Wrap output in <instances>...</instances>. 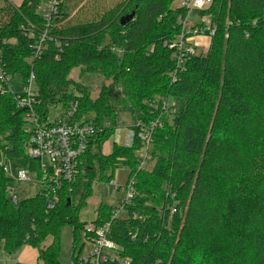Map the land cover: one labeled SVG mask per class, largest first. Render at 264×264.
<instances>
[{"label":"trees","instance_id":"obj_1","mask_svg":"<svg viewBox=\"0 0 264 264\" xmlns=\"http://www.w3.org/2000/svg\"><path fill=\"white\" fill-rule=\"evenodd\" d=\"M176 2L121 0L76 24H61L70 13L68 0L48 24L37 12L40 0H5L0 6V69L24 84L33 73V107L41 118L50 106L73 102L76 119L100 129L53 208L40 192L12 202L8 178L0 174V251L11 255L30 245L37 249V264H64L60 228L70 224L68 264H86L78 260L86 222L78 212L94 181L108 183L125 167L135 195L123 206L124 215L111 219L113 206L100 202L93 223L110 222L108 237L130 264H264V0H212L193 11L213 28L208 49L173 74L169 44L181 30L178 16L186 14ZM131 12L121 24L120 17ZM45 31L51 39L35 56L32 46ZM77 68L110 83L92 97L71 78ZM169 97H185V103L168 119L161 112ZM24 110L11 93L0 95V149L14 163L37 169L27 156ZM121 112L146 125L159 116L149 158L140 167L137 133L130 147L113 143L110 153L102 152ZM172 204L177 211L169 217Z\"/></svg>","mask_w":264,"mask_h":264},{"label":"built area","instance_id":"obj_2","mask_svg":"<svg viewBox=\"0 0 264 264\" xmlns=\"http://www.w3.org/2000/svg\"><path fill=\"white\" fill-rule=\"evenodd\" d=\"M62 1L46 0L44 3L39 4L37 12L46 24L57 14ZM211 2L212 0H177V7L184 9L186 14L184 16H178L177 21L181 25V30L169 44V47L173 50L171 58L175 63L173 74L176 70H184L185 62L192 55L197 54L195 47L190 42L193 35L206 36L209 45L213 28L208 24V21L201 28H192L187 25V22H189V17L193 11L207 8ZM38 38L39 41H36L33 44L34 46H32L35 56L41 53L44 48V43L51 39L46 31ZM10 79L11 75L0 69V95L11 93L16 97L17 105L25 109L23 120L26 123V132L28 134L27 156L36 162L37 169L28 168L27 163L25 168L19 166L18 163H14L0 149V174L4 173L6 176L13 177L16 180L30 181L32 180L30 171H32L35 175V180L40 185L37 192H40L45 197L46 207L50 209L59 200V188L64 183L71 182L75 179L78 174L80 155L86 150L87 145L100 129L91 121L85 122L76 119L75 112L77 104L73 102L69 103L65 108L61 106V111L55 120H49V108L46 116L41 118L33 107L36 94L33 90V73L31 72L29 74L27 83L24 84L22 91H11L8 87ZM59 106L52 105L50 107L56 109ZM162 109L161 113H164L168 109V104L163 103ZM158 124H160L159 116L148 125L141 121H136L133 125L138 128V131L134 132L129 127L123 137H119L114 133L108 141L102 143L103 154L110 153L113 143L130 147L133 137L137 133L142 145L138 151L140 167L149 158L148 148L152 141L151 133L153 128ZM134 183L133 178L127 179L122 185L112 183V190L116 193L121 192L122 196L117 198L116 206H113L114 212L111 219L120 217L121 214L124 215L123 206L130 203L135 195ZM7 191L10 193L8 188ZM10 198L12 202L17 201L15 196H10ZM176 211L175 204L167 207L169 217ZM109 231L110 222L108 221L99 226L95 225L93 220L85 222L81 233V243L88 244V248L82 252V246L78 260L86 264H130L129 259L122 255V248L108 237ZM69 263L72 262L70 261Z\"/></svg>","mask_w":264,"mask_h":264},{"label":"rangeland","instance_id":"obj_3","mask_svg":"<svg viewBox=\"0 0 264 264\" xmlns=\"http://www.w3.org/2000/svg\"><path fill=\"white\" fill-rule=\"evenodd\" d=\"M4 0H0V5H2ZM46 0H40V3H44ZM121 0H68L66 4L70 13L68 14L67 19L61 24H76L91 20L92 18L100 16L103 12L110 9L114 5H116ZM196 16L199 20L203 21L205 18L193 12L190 19ZM206 17V16H205ZM208 19V18H207ZM190 23L187 22V25ZM206 23L204 22V25ZM196 25V24H195ZM206 38V42L203 41ZM190 42L195 47L196 53L205 54L208 49V38L203 35H193ZM71 78H74L80 82L85 88H87L92 97H95L99 92L100 87L103 84H109L108 80H105L101 75L95 73H84L79 68L74 69L70 72ZM8 87L13 92L22 91L24 87V83L22 82L19 75H14L8 82ZM111 90H115V87L110 86ZM158 98V97H157ZM163 103L168 104V109L164 112V115L171 118L175 112L182 109L185 103V97L182 98H173L169 97ZM61 111V106L56 109L49 107V120H55L58 117V113ZM134 122V117L130 114V112H121L119 114V126L129 127ZM159 125V124H158ZM118 126V127H119ZM19 166L25 168L26 163L19 162ZM14 169V167H13ZM106 174L109 172L106 171ZM129 170L125 167L118 168L115 170V174L112 179L108 183L94 181L92 185V193L90 197L86 199L85 204L80 208L78 212V220L80 222H89L94 219L96 215V208L100 202L116 206V200L118 197L122 196L121 192H114L111 188L112 183H117L122 185L127 179H129ZM30 175L32 176V180L30 181H21L16 180L13 177L6 176L8 178L7 188L10 190L9 195L15 196L16 200H20L22 198L31 197L36 194L40 185L35 180V175L30 171ZM132 177H130L131 179ZM120 215V214H118ZM120 216H123L122 214ZM82 233V232H81ZM60 248H59V261L64 264H68L70 262V253H71V242H72V226L70 224H65L60 228ZM51 237H47L44 243H49ZM80 244L78 243L76 250L79 248ZM88 248V244H83V251ZM20 252H13L11 255L5 254L3 251H0V263L6 262L7 264H12V260L15 259ZM27 254V253H26ZM32 254V253H30ZM25 259V258H24ZM35 259L33 255H29L26 258V261H32ZM21 263V262H20ZM23 264V263H22Z\"/></svg>","mask_w":264,"mask_h":264},{"label":"crops","instance_id":"obj_4","mask_svg":"<svg viewBox=\"0 0 264 264\" xmlns=\"http://www.w3.org/2000/svg\"><path fill=\"white\" fill-rule=\"evenodd\" d=\"M5 1V0H4ZM3 1V3H4ZM8 2H10L11 4L13 5H18L20 3L21 0H7ZM2 3V5H3ZM177 4V3H176ZM1 6V5H0ZM205 19L203 20V22H207L208 19L207 17H204ZM201 20H199L198 17L196 16H193L190 21H189V26L192 27L194 26L195 24H197V22H200ZM206 38H204L203 41L206 42L205 40ZM129 127H125V126H119L117 127V129L115 130L114 133H116L119 137H123L124 134H126L127 130H128ZM114 135V134H113ZM111 135L110 138L113 136ZM109 138V139H110ZM108 139V140H109ZM107 140V141H108ZM106 142V141H105ZM48 243H44L43 245H46ZM27 253V254H26ZM32 253V254H30ZM29 255H33L35 257V259H33L32 261H26L25 259L28 258ZM37 255H38V252H37V249L30 246V245H24L23 247L20 248V252L18 254V256L12 260V264H37ZM25 258V259H24ZM21 262V263H20ZM39 263V262H38Z\"/></svg>","mask_w":264,"mask_h":264},{"label":"water","instance_id":"obj_5","mask_svg":"<svg viewBox=\"0 0 264 264\" xmlns=\"http://www.w3.org/2000/svg\"><path fill=\"white\" fill-rule=\"evenodd\" d=\"M132 16H133V12H131L130 14L123 15L122 17H120L119 21L121 24H125L132 18Z\"/></svg>","mask_w":264,"mask_h":264}]
</instances>
